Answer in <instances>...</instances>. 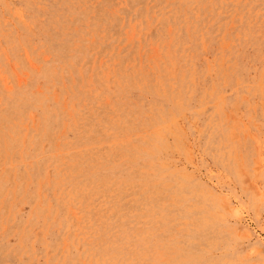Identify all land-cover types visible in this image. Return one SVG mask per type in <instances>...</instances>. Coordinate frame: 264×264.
Here are the masks:
<instances>
[{
  "label": "rangeland",
  "instance_id": "374dc122",
  "mask_svg": "<svg viewBox=\"0 0 264 264\" xmlns=\"http://www.w3.org/2000/svg\"><path fill=\"white\" fill-rule=\"evenodd\" d=\"M0 264H264V0H0Z\"/></svg>",
  "mask_w": 264,
  "mask_h": 264
}]
</instances>
